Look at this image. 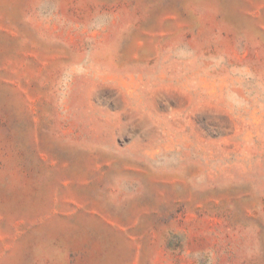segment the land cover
<instances>
[{
    "label": "rangeland",
    "instance_id": "1",
    "mask_svg": "<svg viewBox=\"0 0 264 264\" xmlns=\"http://www.w3.org/2000/svg\"><path fill=\"white\" fill-rule=\"evenodd\" d=\"M0 264H264V0H0Z\"/></svg>",
    "mask_w": 264,
    "mask_h": 264
},
{
    "label": "clouds",
    "instance_id": "2",
    "mask_svg": "<svg viewBox=\"0 0 264 264\" xmlns=\"http://www.w3.org/2000/svg\"><path fill=\"white\" fill-rule=\"evenodd\" d=\"M196 255H199L198 253Z\"/></svg>",
    "mask_w": 264,
    "mask_h": 264
}]
</instances>
